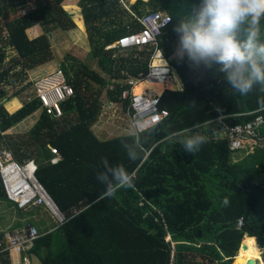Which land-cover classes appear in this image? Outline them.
<instances>
[{"label":"trees","instance_id":"trees-1","mask_svg":"<svg viewBox=\"0 0 264 264\" xmlns=\"http://www.w3.org/2000/svg\"><path fill=\"white\" fill-rule=\"evenodd\" d=\"M65 1L53 0L50 5L39 2L34 10L8 22L5 36L0 27V151H9L18 161H35V178L66 219L60 225L55 222L49 231H41L29 249L30 257L36 256L42 264H234L237 256L239 261L246 254L245 248L239 250L243 238V243L256 245L254 257L260 258L264 250V183L256 184L253 179L256 174L264 179V149L256 147L233 159L238 150L232 151L225 138H209L195 154L184 151L178 142L192 136L180 137L197 129L194 125L198 122L203 126V122L218 118L221 113L216 108L221 109L228 126L251 121L256 115L264 118V83L255 82L247 95H240L228 82L235 67L224 71L213 57L197 61L186 52L173 56L181 49L183 35L175 29L198 23L206 0H137L129 6L137 15L148 10L171 15L158 43L176 68L183 90L163 93L166 85L150 82L140 92L163 94L161 107L168 111V117L161 124L138 137L100 139L92 128L101 117L103 90L109 103L125 109L128 101L119 100L120 83L109 91L107 78L73 56L63 69L75 96L63 104V116L55 119L40 111L26 136L13 140L5 134L39 109L38 101L26 93L30 82L8 98L6 85L23 82L27 69L52 58L47 35L29 37L28 30L39 33V26L46 28L53 23L72 28V19L62 9ZM78 6L92 55L102 70L114 78L124 77L122 71L133 76L146 72L150 48H132L126 56L116 57L112 54L117 49H105L130 30L142 28L119 0H79ZM77 18L83 28L80 16ZM106 19L114 27L104 30ZM250 26L249 17L231 35L246 45ZM257 27L254 58L264 66V55L259 52L264 45V17ZM7 48L15 55L9 58ZM177 82L168 88L179 89ZM22 95L21 108L7 113L4 103ZM51 149L62 158L55 164L50 162ZM121 164L129 172L136 171L134 186L120 188L114 196L94 203L107 190L98 176ZM0 197H5L1 183ZM239 218L243 221L240 229ZM0 264H11L8 252L0 254Z\"/></svg>","mask_w":264,"mask_h":264},{"label":"built area","instance_id":"built-area-1","mask_svg":"<svg viewBox=\"0 0 264 264\" xmlns=\"http://www.w3.org/2000/svg\"><path fill=\"white\" fill-rule=\"evenodd\" d=\"M120 2L125 6L122 0ZM125 8L127 7L125 6ZM128 10L131 12L130 9ZM27 12L26 10L22 11V15H26ZM131 14L137 18L142 28L120 36L114 42L107 44L105 49L115 48L118 51L132 48L144 49L146 47L151 49L146 72L133 76L126 73V71H122L124 77L112 80L115 83H120L121 88H123L119 95V100L122 102L128 101L125 111L129 127L132 135L138 137L143 132L161 124L168 117V111L161 107L163 94L158 95L152 90L136 93L137 85L145 79L167 85L174 83L180 77L175 71V67L165 57L158 43V35L161 29L171 21V15L161 10H148L141 15H137L135 12H131ZM181 90V87L175 90L165 87L163 93ZM28 94L38 101L41 112H45V114L55 119L63 116V104L75 96L74 89L61 68L34 78ZM110 104L112 106L116 105L114 103ZM153 116L156 117L155 121L151 119ZM142 119H148L149 123L138 130L136 121ZM214 121L218 126L216 131L219 133V137L228 139L229 148L232 151L245 147L249 151L256 147L264 149V118L262 115H256L251 121L232 126H228L225 122L218 120V118ZM51 154L50 162L53 164L62 159L56 149H51ZM36 169L37 164L34 160L18 161L14 159L9 151H0V183L6 199L22 210L31 206L43 207L49 212L57 225H60L66 221L65 216L48 192L43 189L37 178H35ZM242 225L243 221L240 218L238 226L241 227ZM41 234L42 232L32 223L13 230H6L0 239V254L4 252L10 254V252L14 251L19 254L20 264H30L29 249L33 241Z\"/></svg>","mask_w":264,"mask_h":264},{"label":"rangeland","instance_id":"rangeland-1","mask_svg":"<svg viewBox=\"0 0 264 264\" xmlns=\"http://www.w3.org/2000/svg\"><path fill=\"white\" fill-rule=\"evenodd\" d=\"M79 0H66L62 4V9L65 13H67L70 18L72 19L74 26L69 29H64L58 23H53L48 25L46 28H41L39 26L40 30L39 33H31V29L28 30L29 37H34L36 35L45 33L48 37V40L51 45V60L45 63L37 64L36 66L32 67V69H27V79L24 80L21 83H11L9 85H6L7 90V97L11 96L14 92H16L22 85L27 84L26 82H30L31 85L33 84V79L37 76H40L42 74H47L50 72H53L54 70L61 68L63 69L64 63L72 59V57L79 58L82 62L88 64L91 68L98 71L103 77L108 79V84L106 85V89L109 91H112L111 88L114 89V83L115 81H112L113 79L118 80L117 78H111L110 75L102 70L101 66L98 65L97 58L93 57L92 55V45L89 41L88 31L86 24L83 20V13L82 9H78V12H74V9H71V7L75 8V6H78ZM40 3H45L50 5L53 3V0H0V27L2 29V35H6L5 25L18 18L20 15H22V11H32L34 10L36 5H39ZM120 3V1H119ZM121 4V3H120ZM127 6H129V3H125ZM122 5V4H121ZM124 7V6H123ZM125 8V7H124ZM73 13V15L71 14ZM77 16H80V20L83 22V28L79 26L78 18ZM125 18H130L129 16H124ZM106 22L103 23L104 30H107L110 28V26L114 27V25H110L109 21L106 19ZM35 31V28H34ZM143 49H136V51H141ZM132 50H124V51H115L112 54V57H116L118 55L126 56L129 52ZM7 52L9 54V58L11 56L15 55L14 50L7 48ZM185 52L182 49H179L174 53L173 56L184 54ZM8 59V58H7ZM73 61V59H72ZM64 70V69H63ZM178 79V78H177ZM29 87V85H28ZM27 87L28 89L31 88ZM168 88V85H166ZM178 87L180 89L181 82L178 79ZM93 90V89H92ZM96 90V88H94ZM93 90V92H94ZM136 90V89H135ZM171 90H175L172 88ZM136 92V91H135ZM95 93V92H94ZM105 90H103L102 95L100 96L101 101V117L99 118L98 122L93 126V131L96 133L100 139H111L114 137L123 136L125 133H129L128 131V117L126 115L125 109H123L122 105L116 104L115 106H112L110 103L106 101L105 97ZM21 98H23V95L20 97H14L8 100L4 103V109L7 113L12 114L17 109L21 108ZM7 100V99H5ZM3 102V101H2ZM40 114V109H37L33 114H31L29 117L21 121L20 123L14 125L11 129L7 130L5 132L6 135H10L13 137V140H17L20 136H26L29 130L33 127V125L37 122V119ZM214 129H218L217 124L215 121H213L211 124L205 126H201L200 128L195 129L193 132H185L184 134L180 135V137H187L188 134L192 133L191 135L195 134H202V135H208V130L210 129V126ZM122 129L124 132H122ZM123 133V134H122ZM205 133V134H204ZM218 136V135H217ZM208 137V136H207ZM219 137V136H218ZM209 139V137H208ZM33 149H30V151ZM249 149L247 147L239 149L237 154L233 156V159L239 158L245 154ZM29 151V150H28ZM24 153V152H23ZM28 153V152H27ZM253 182L256 184H262L264 183L263 175L262 174H256ZM0 229L5 230H13L14 228H17L20 226H25L29 223H32L36 226V228L41 231H46L48 228L54 226L55 221L52 218V216L49 214V212H41L38 210V208L31 206L26 210H19L15 207V205L11 202H7L5 197H0ZM35 216V218L31 217ZM25 218V219H24ZM27 218V219H26ZM24 219V220H22ZM240 219V218H239ZM241 227L238 226V229ZM1 231V230H0ZM3 234V232H1ZM248 237V236H244ZM170 235L168 236L167 240H170ZM243 240V238H242ZM241 240V243H242ZM256 240V239H255ZM241 249V245L239 250ZM246 251H244V255H247V259H254V252L256 249L250 245L249 247H245ZM238 250V252H240ZM240 259V264L246 263V260ZM264 259V250H261L260 258L257 259V264H264L262 261ZM31 264H42L39 259L36 256L31 255L30 257ZM238 262V257L236 260V263ZM13 264H19L20 261L17 258L15 262H12Z\"/></svg>","mask_w":264,"mask_h":264},{"label":"clouds","instance_id":"clouds-1","mask_svg":"<svg viewBox=\"0 0 264 264\" xmlns=\"http://www.w3.org/2000/svg\"><path fill=\"white\" fill-rule=\"evenodd\" d=\"M249 17L251 26L248 43L241 45L231 33L239 23ZM261 17H264V0H206V7L198 23L182 24L175 31L183 33L180 37V48L191 59L199 61L213 57L224 66L222 69L224 71L235 67V71L228 74V82L240 95H247L253 83H264V66L256 62L253 51L259 34L257 25ZM259 52L264 55V45L260 46ZM216 111L221 113L218 120L223 121L225 116L221 109L216 108ZM151 119L155 121L156 117L153 116ZM147 123L148 119L137 120V129L143 128ZM211 123V120L205 121L203 126L207 127ZM201 126L199 122L194 125L196 128ZM207 140L206 135L195 134L178 142L184 151L195 154ZM130 159L134 161L136 157L130 156ZM104 163L107 166L106 160ZM135 177L136 171L129 172L122 164L109 167L107 172L98 176V179L106 183L107 190L98 196L94 203L114 196L120 188L133 187Z\"/></svg>","mask_w":264,"mask_h":264},{"label":"crops","instance_id":"crops-1","mask_svg":"<svg viewBox=\"0 0 264 264\" xmlns=\"http://www.w3.org/2000/svg\"><path fill=\"white\" fill-rule=\"evenodd\" d=\"M120 1V0H119ZM123 1V3L125 4V3H129L130 5L131 4H135L136 2H137V0H135V1H132V2H130V0H122ZM142 1H146V2H148L149 0H142ZM121 3V2H120ZM122 4V3H121ZM129 5V6H130ZM123 6V5H122ZM125 6L128 8V9H130L129 8V6H127L126 4H125ZM124 6V7H125ZM75 8H80L79 6H75ZM126 8V9H127ZM81 9V8H80ZM127 9V10H128ZM129 11V10H128ZM161 11H163V12H166V11H164V10H161ZM130 12V11H129ZM132 12V11H131ZM130 12V13H131ZM168 13V12H167ZM83 20H84V18H83ZM125 27L128 29L129 28V26L126 24L125 25ZM130 32H131V30H130ZM179 81L181 82V88L183 89V83H182V81H181V79L179 78ZM155 93H157V92H155ZM158 94V93H157ZM159 95V94H158ZM217 119V118H216ZM210 127V129L208 130V137L209 138H211V139H213V138H218V136H219V133H217V131H216V129H214L213 127H211V125L209 126ZM128 131H129V133H125V134H123V136L124 135H132V133H131V129H130V127H129V124H128ZM122 132H124V130L122 129ZM120 135V134H119ZM119 135H117V137L119 136ZM218 135V136H217ZM221 138V137H220ZM103 140H105V139H103ZM106 140H108V139H106ZM8 202V201H7ZM149 202V201H148ZM150 204H151V202H149ZM1 204V203H0ZM38 208V210L39 211H41V212H43V211H45V212H47V210L45 209V208H43V207H40V206H35V208ZM31 208V207H30ZM28 209V208H27ZM41 209V210H40ZM24 210H26V209H24ZM31 217H33V218H35V216H31ZM25 219V218H24ZM24 219H22V220H24ZM27 219V218H26ZM18 227H21L20 225L18 226ZM53 227V226H52ZM52 227H50V228H48L46 231H49V230H51V228ZM1 231H0V235H2L1 234V232H4V231H6L5 230V228L3 229H0ZM46 231H42V232H46ZM1 239V238H0ZM9 256H10V260H11V264H13L12 262L14 261L15 262V260L18 258L19 259V254H17L16 252H14V251H12V252H10V254H9ZM20 260V259H19ZM20 264V263H19Z\"/></svg>","mask_w":264,"mask_h":264},{"label":"bare ground","instance_id":"bare-ground-1","mask_svg":"<svg viewBox=\"0 0 264 264\" xmlns=\"http://www.w3.org/2000/svg\"><path fill=\"white\" fill-rule=\"evenodd\" d=\"M155 83V84H162L161 82H155V81H151V80H149V79H145V80H143L142 82H140L138 85H137V87H136V93H140V92H142V90L146 87V84L147 83ZM177 84H178V82H177ZM168 85V84H167ZM162 95V94H161ZM245 246H250V244L248 243V242H245V243H243ZM255 248H256V245H255ZM257 249V248H256ZM252 251H253V247H252ZM237 257H239V256H237ZM236 257V258H237ZM236 258H235V261H236ZM240 259H242V260H245V259H247V255H244V254H242L241 255V257H240ZM254 260L256 261V264H257V260H256V258L254 257ZM236 263V262H235ZM234 263V264H235ZM237 264H240V261H238V263ZM244 264H246V263H244Z\"/></svg>","mask_w":264,"mask_h":264},{"label":"water","instance_id":"water-1","mask_svg":"<svg viewBox=\"0 0 264 264\" xmlns=\"http://www.w3.org/2000/svg\"><path fill=\"white\" fill-rule=\"evenodd\" d=\"M175 71L177 72L176 68H175ZM182 91V90H181ZM241 247L242 248H245L246 246L243 244V242L241 243ZM246 264H256V261L254 259H247L246 260Z\"/></svg>","mask_w":264,"mask_h":264}]
</instances>
